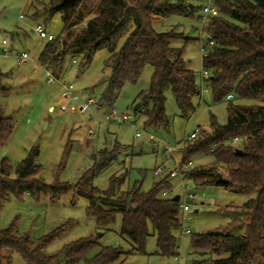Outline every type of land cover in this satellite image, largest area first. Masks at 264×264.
Here are the masks:
<instances>
[{
  "label": "trees",
  "instance_id": "1",
  "mask_svg": "<svg viewBox=\"0 0 264 264\" xmlns=\"http://www.w3.org/2000/svg\"><path fill=\"white\" fill-rule=\"evenodd\" d=\"M63 1L32 2L35 9L42 6L49 19L57 14L62 18V34L47 41L39 57L40 64L57 79L64 75L70 58L82 57L87 65L95 53L108 51L105 69L110 70V78L101 100L108 107H113L126 85H136L151 66L154 74L150 88L138 94L135 104H140L137 113L144 118L145 126L170 129L166 112L169 91L184 117L194 113L201 84L184 59L185 48L192 40L174 30L157 33L153 28L161 18L194 17L200 10L194 0H73L61 5ZM215 4L219 15L209 25L214 46L203 58V66L210 72L209 90L214 103L228 105V121L220 125L213 116L209 132L183 142L185 159L210 156L214 160L209 168L194 167L186 178L195 185L222 186L256 196L238 208L246 216L235 218L227 229L193 236L194 253L203 259L192 264H264V0H215ZM84 23L86 28L82 27ZM182 39L185 47L173 46ZM231 95L233 99H228ZM14 131L12 118H0V149ZM235 138L239 139L237 144L233 143ZM127 151L117 144L112 150L98 152L92 168L82 173L75 186L58 181L47 185L40 178L36 148L16 166L0 159V210L14 197L39 199L44 194L57 200L74 190L88 199L87 215L96 220L100 230L109 229L120 215L121 236L134 245L128 253L106 247L89 257L99 244L83 239L49 256L45 250L59 234L34 242L19 235L12 225L0 230V264H14V255L25 264H113L135 252L144 254L151 230L157 235L158 255L179 257L180 201L161 198L162 193L174 188L168 178L155 183L148 193L139 185L124 190L127 174L113 176L105 191L92 183ZM220 178L228 184L221 183ZM239 226L245 228L244 235L229 234Z\"/></svg>",
  "mask_w": 264,
  "mask_h": 264
},
{
  "label": "rangeland",
  "instance_id": "2",
  "mask_svg": "<svg viewBox=\"0 0 264 264\" xmlns=\"http://www.w3.org/2000/svg\"><path fill=\"white\" fill-rule=\"evenodd\" d=\"M33 1L0 0V118H12L15 124L9 142L0 149L1 160L16 166L36 148L39 151L40 178L47 185L58 181L75 186L82 173L92 168L94 155L104 149L112 150L119 144L128 151L122 152L117 163L95 178L93 185L105 191L113 176L127 174L124 190L139 185L143 192L148 193L155 183L163 179L155 177L154 170L164 162L166 146L180 149L188 135L196 131L199 135L209 132L213 116L220 125L227 123V103L215 104L212 93L206 89L197 102L196 110L189 117L180 113L169 91L166 112L171 119L170 129L154 130L146 127L144 118L135 111V104L138 94L150 88L154 74L151 66L145 69L136 85H126L113 107H108L101 101L110 78V70L105 69V61L110 56L108 51L95 53L87 65L83 64L82 57L68 60L64 75L58 81L72 84L73 93L65 91L59 83L49 84L39 62L47 41L40 38L35 28L42 26L48 34L58 37L64 26L59 14L49 19L47 12L42 11V6L37 9L32 7ZM194 3L198 8L203 5L202 0H194ZM200 16L199 10L194 17L161 18L153 25L157 33L174 30L192 40L185 48L184 59L187 68L194 71L199 80L204 57L196 32L202 27ZM4 41L7 42L6 46H3ZM173 46L183 48L185 40L176 41ZM4 49L8 51L6 56L3 55ZM24 53L31 60L19 63L18 57ZM73 59L77 60V64H72ZM75 95L79 99L75 100ZM88 99L97 103L90 111L84 105ZM110 109L120 115L128 112L134 117L133 122H111L106 125L104 115ZM137 132L142 133L141 138H136ZM150 134L158 139L155 148L149 141ZM193 162L195 167L209 168L214 160L210 156H201L194 158ZM170 181L174 184V193L164 192L161 194L162 199L183 194L180 181ZM192 189L197 195L198 205L187 214L184 226L193 235L177 233L179 257L158 255L157 235L151 230L144 254L135 252L113 264H192L193 261L202 260L203 257L196 255L191 246L193 236L227 229L235 218L246 216L238 208L256 196L255 193L232 192L215 185L193 183ZM88 206V199L74 190L57 200L44 194L39 199L28 195L14 197L0 210V230L15 225L19 235L28 236L34 242L59 234L45 250L49 256L83 239L99 244L89 257H94L106 247L125 253L134 248L128 238L121 236L120 215L109 229L100 230L96 220L87 215ZM229 234L244 235L245 228L234 227ZM14 264L25 263L19 255H14Z\"/></svg>",
  "mask_w": 264,
  "mask_h": 264
},
{
  "label": "built area",
  "instance_id": "3",
  "mask_svg": "<svg viewBox=\"0 0 264 264\" xmlns=\"http://www.w3.org/2000/svg\"><path fill=\"white\" fill-rule=\"evenodd\" d=\"M203 5L200 7V21L202 22V27L201 29L197 30L198 34V43L200 44L201 47V52L204 54V57L208 54L209 48H212L214 46V42L211 40V36L209 33V25L210 22L213 20L214 17H217L219 15V10L215 4V0H202ZM82 27H87V25L84 23L82 24ZM36 33L40 36L41 39H44L46 41H52L54 40L55 36L48 34L47 31L42 27V26H37L35 28ZM206 38V40H205ZM7 42H3V46H6ZM8 51L4 49L3 55H7ZM203 57V58H204ZM28 60H31V57L24 53L22 56L18 57L19 63L26 62ZM72 64L75 65L77 64V60L73 59ZM42 66V65H41ZM43 69L46 72L47 76V81L49 84H54V83H59L61 84V87L67 91L73 93V88L74 86L69 83H63L59 82L58 79L53 75L52 71L45 66H42ZM200 84H201V98L203 96V93L205 90H209V78H210V72L207 68L203 66L202 71L200 72ZM57 81V82H56ZM75 100L79 99L78 96L75 95ZM228 99H233V96H229ZM97 103L93 99H88L84 102V105L88 111L91 110L93 106H95ZM139 111V110H138ZM143 109L141 110L140 113H143ZM137 113V111H136ZM104 123L106 125L110 124L111 122H133L134 117L129 114L128 112L120 115L117 111L114 109L107 110L105 115H104ZM132 126L138 130L137 126L134 123H131ZM198 131L192 133L191 135L187 136V139L184 140H193L198 136ZM142 133L137 132L136 138H141ZM150 143L152 146L155 148L158 144V139L150 134L148 136ZM239 142L238 138H235L233 140L234 144H237ZM183 143L181 144V146ZM177 152L182 153V147L180 149L175 148L173 146H166L165 148V160L164 162L157 166L154 170V176L157 178H168L169 180L172 179H178L180 181L179 186L183 189V194L179 195L180 196V205H181V229L180 233L182 235H192V231L185 228L184 223L186 220L187 214H189L192 210V208L197 207L198 201H197V195L192 189L193 183L189 180H187V175L193 170L195 167L194 162L189 159H183L179 160L177 158ZM175 189L173 188L172 192ZM191 220V219H190ZM189 220V221H190Z\"/></svg>",
  "mask_w": 264,
  "mask_h": 264
},
{
  "label": "water",
  "instance_id": "4",
  "mask_svg": "<svg viewBox=\"0 0 264 264\" xmlns=\"http://www.w3.org/2000/svg\"><path fill=\"white\" fill-rule=\"evenodd\" d=\"M71 1H73V0H64L61 5H64V4H66L68 2H71ZM138 109H140V104H137L135 106V111H137ZM236 153L239 154V155H241L242 154V151L241 150H236ZM220 182L223 183V184H228V180L223 179V178H220ZM173 200L175 202H179L180 201V196L179 195L175 196L173 198ZM196 213H197V211H196Z\"/></svg>",
  "mask_w": 264,
  "mask_h": 264
},
{
  "label": "crops",
  "instance_id": "5",
  "mask_svg": "<svg viewBox=\"0 0 264 264\" xmlns=\"http://www.w3.org/2000/svg\"><path fill=\"white\" fill-rule=\"evenodd\" d=\"M177 158L179 159V160H183V159H185L184 158V156H183V153H179V155H177ZM193 161V160H192ZM171 183H172V181H171ZM173 184V183H172ZM173 187H174V184H173ZM172 192V191H171ZM173 193H174V191H173ZM175 196H177V195H175ZM174 196V197H175ZM198 212V211H197Z\"/></svg>",
  "mask_w": 264,
  "mask_h": 264
}]
</instances>
